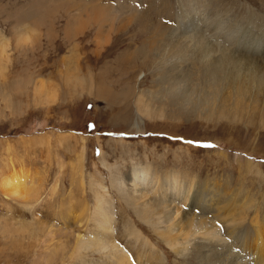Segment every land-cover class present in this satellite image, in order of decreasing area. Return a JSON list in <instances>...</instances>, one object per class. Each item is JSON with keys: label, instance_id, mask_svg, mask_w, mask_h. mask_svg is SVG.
<instances>
[{"label": "rangeland", "instance_id": "obj_1", "mask_svg": "<svg viewBox=\"0 0 264 264\" xmlns=\"http://www.w3.org/2000/svg\"><path fill=\"white\" fill-rule=\"evenodd\" d=\"M105 7L108 42L96 44L90 16ZM201 18L208 33L181 35ZM0 40V264H114L111 246L80 250L100 235L99 204L113 253L144 255L136 264H223L219 246L240 252L246 233L264 247V0H0ZM178 42L217 51L178 55ZM236 42L259 55L222 56ZM214 57L229 76L202 72ZM134 168L159 189L174 179L172 205L153 187L134 195ZM14 171L26 198L1 188ZM203 185L226 208L199 209Z\"/></svg>", "mask_w": 264, "mask_h": 264}, {"label": "bare ground", "instance_id": "obj_2", "mask_svg": "<svg viewBox=\"0 0 264 264\" xmlns=\"http://www.w3.org/2000/svg\"><path fill=\"white\" fill-rule=\"evenodd\" d=\"M154 1H157V0H152V2H154ZM194 1V0H193ZM180 5V4H179ZM167 6V5H166ZM97 7H98V5H97ZM99 8V7H98ZM107 7H105V8H101V9H95L94 11V15H91L90 16V19H92L93 21H94V23H99L100 25H98L99 27H98V32H97V34H96V44H98L99 42H100V40L101 39H104L103 41H105V42H108V38H107V34L105 35V33H104V31L105 30H102L101 31V29L103 28V24L104 23H106V22H108V21H110V20H112V18L110 17V14L109 13H107L106 12V9ZM208 8V7H207ZM206 8V9H207ZM94 9V8H93ZM205 9V10H206ZM161 12V11H160ZM92 13V12H91ZM201 15V14H200ZM87 16V15H86ZM83 17V16H82ZM81 18V17H80ZM88 19H89V17H87ZM88 19H83V20H81L78 24L79 25H77V27L74 29V31L73 32H71V33H80L81 31H83L84 30V25H86L87 24V22H88ZM204 18H201V19H199L198 20V24H193V23H190V24H185V23H183V25H179V27H178V30L181 32V35L183 36V37H188V38H195V36H198V35H201L202 33H208L209 32V25L208 24H206V22L204 23V20H203ZM195 22H197L196 20H195ZM194 22V23H195ZM141 23L144 25L143 27L146 29V30H148V31H154V32H156V31H161V30H159V29H155L156 27H154V26H152V21L150 20V18H149V16L147 15V13H145V14H143L142 15V19H141ZM89 24V23H88ZM159 24V23H158ZM74 27V26H73ZM72 27V28H73ZM221 28V27H220ZM69 29V28H68ZM67 29V30H68ZM177 30V29H176ZM203 30V31H202ZM111 31V30H110ZM199 31H201L202 33H200ZM68 32V31H67ZM215 32V31H214ZM70 33V34H71ZM152 33V32H151ZM170 35H168V36H170L172 39L174 38V36L176 35V34H174L173 33V30L171 31V33H169ZM178 34V33H177ZM206 35H208V34H206ZM225 35H228V34H225ZM179 36V35H178ZM182 37V38H183ZM181 38V37H180ZM191 38V39H192ZM169 39V38H168ZM198 39H200V37H198ZM176 40V39H175ZM175 40H172V41H175ZM227 40V39H226ZM1 41V40H0ZM30 41H32V38L31 37H28V36H26V37H24V40L23 41H21V42H27V43H29ZM153 38L152 39H150V41L148 42H146V44L148 45V47L150 46V48H152L153 47V45H150V44H152L153 42ZM228 41V40H227ZM17 42H19V39L17 40ZM184 42V41H183ZM180 43H181V41H180ZM232 43H233V41H232ZM232 43H230V46H232V47H234V49L233 50H230V49H228V48H226L227 46H224V47H220L221 49L223 48V50L224 49H226V51L224 50V51H221L222 52V56L223 55H227V56H229V55H231L232 56V58L231 59H233V57H235V58H238V57H241V58H247V56H248V59H256L257 57H255V56H258L259 54H258V51L257 50H253L252 51V53L251 52H249V51H247V50H245L244 49V47L242 46V45H237V42H236V44H232ZM0 44H2V42H0ZM175 44V43H174ZM177 44V43H176ZM175 44V45H176ZM183 44V43H182ZM173 45V44H172ZM171 45V46H172ZM175 45H173V46H175ZM4 45L2 44V46L1 47H3ZM152 46V47H151ZM176 48V50H175V53H177L178 55H181V54H189L190 55V53L191 54H195V55H198V56H200V57H203V55H201V53L199 52V50H202V52H206L205 53V55L204 56H206V55H208V56H210L212 53H216V51L215 50H213L212 49V47H210L209 45H201V44H199V42L196 44V45H194L192 48H189L188 46H181V45H179V42H178V47H175ZM209 48H211V49H209ZM149 50V49H148ZM227 52L229 53V54H227ZM242 52V53H241ZM220 52H218V54H219ZM2 54H4V52L2 53ZM217 54V55H218ZM128 55V54H127ZM219 55H221V54H219ZM218 55V56H219ZM191 56H194V55H191ZM216 56V55H215ZM129 57V56H128ZM183 58V57H182ZM211 58V57H210ZM261 58V57H260ZM197 59V58H196ZM223 59V58H222ZM239 59V58H238ZM200 60V59H199ZM199 60L197 59V61L199 62ZM220 60H221V58L220 59H218V58H215L214 57V60H213V62H211V64H212V66H206V67H204L203 69H201L202 70V72L203 73H206V74H208V75H212V77H214V78H218V77H221L224 73H225V71L227 72V71H229V70H226L227 69V63L226 62H223V64H226V65H223L222 66V68L220 67V66H218L217 65V63H219L220 62ZM237 60V59H236ZM224 61H225V59H224ZM229 61L231 62V60L229 59ZM238 61H242L241 59H239ZM251 61V60H250ZM257 61V60H256ZM255 61V62H256ZM204 62L206 63V61L204 60ZM247 62H248V60H247ZM205 63H203V64H205ZM233 63H235L234 61H232V63L231 64H233ZM242 63V62H241ZM245 63H246V61H245ZM202 63H201V65H203ZM210 64V65H211ZM214 64V65H213ZM219 64H221V63H219ZM238 64H240V63H238ZM234 67V66H233ZM236 67H238V66H236ZM232 69V68H231ZM234 69V70H233ZM232 70H233V73H236L235 71H236V69H235V67L233 68ZM238 72V71H237ZM228 73H230V72H227V76H229L228 75ZM232 72H231V75L233 74ZM238 75H239V73H237ZM230 75V77H233V76H231ZM235 76H236V74H235ZM234 76V77H235ZM251 76V75H250ZM237 77V76H236ZM236 77H235V79H236ZM262 77V76H261ZM238 78V77H237ZM245 78V77H244ZM254 77H252L251 78V81H252V79H253ZM232 79V78H231ZM234 79V78H233ZM258 80L259 81V79L258 78H255V80ZM256 80V81H257ZM263 80V79H262ZM231 82V81H230ZM243 82V81H242ZM246 82H247V79H246ZM249 82V81H248ZM238 83V82H237ZM259 83V82H258ZM262 83V82H261ZM253 84V83H252ZM172 85H174L173 83H172ZM239 85H240V82H239ZM170 86V85H169ZM243 87V85L241 84L240 85V87ZM238 87V86H237ZM236 87V88H237ZM244 90H247L246 88H244ZM237 91H239V90H237ZM240 91H242V90H240ZM249 164V163H248ZM143 165V164H142ZM148 168V167H147ZM15 172V173H14ZM13 172V174L11 175V176H16V172L17 171H14ZM151 173V172H150ZM149 175V174H148ZM146 176V173H145V171H144V169L143 168H141V169H132L131 171H130V174H128V180L126 181L127 182V184L128 185H130V188H132L133 189V191H134V195L136 194V195H140V196H142V197H144L145 196V192H144V189H150V188H152L153 187V189L154 188H156V189H159V185L157 184V182H156V180L154 181V178L152 177V175L151 176ZM11 176H9V177H7V178H5V179H2V181H1V188H2V190L5 192V194L6 195H9L10 197H20V195L23 193V195L20 197V198H26L25 196H27L28 194L26 193V192H24V190H25V188H23L25 185L24 184H20L19 183V181H18V176H16V177H14L13 179L11 178ZM156 176V175H155ZM177 176V175H176ZM172 177V176H171ZM180 178H181V176H180ZM179 179V178H178ZM183 180V179H182ZM185 181V180H184ZM191 182V181H190ZM166 183V184H165ZM181 183V182H180ZM120 184V183H119ZM175 184H178V183H176L175 181H174V179H169L168 177H164V182H163V185L162 186H164L165 185V187L164 188H162V189H159V190H162L164 193L162 194L163 195V197H164V199H166V200H168V204L170 205L171 203H173V198H172V192H171V190H170V188L169 187H172V185H175ZM212 187L211 185H203V186H201L200 187V191H202L203 193H202V195L200 196V200H199V202H201V207L199 208V209H202V210H206L207 209V211H209V212H213V211H215L216 213H219V212H221L222 211V209L223 208H226V206H221V205H216V204H213L212 202H214V197H212L211 195H210V193L212 192V190H213V187L212 188H209V187ZM190 187V186H189ZM186 188H187V186H186ZM180 189V188H179ZM176 190V189H175ZM178 190V189H177ZM183 190V189H182ZM181 190V191H182ZM187 190H188V188H187ZM190 190V189H189ZM180 191V192H181ZM186 191V190H185ZM188 192V191H187ZM206 192V193H205ZM177 193V192H176ZM161 195V194H160ZM183 195V194H182ZM246 196H248L247 194H245ZM178 197V196H177ZM175 199V198H174ZM248 199V198H247ZM246 199V200H247ZM243 200L244 201H246L245 200V198H243ZM98 202L100 203L101 201H99L98 200ZM161 203V202H160ZM241 204V203H240ZM243 204V203H242ZM163 205V204H162ZM172 205V204H171ZM245 205H246V203H245ZM248 205V204H247ZM239 207V206H238ZM243 207V206H242ZM245 207V206H244ZM225 210V209H224ZM97 213H95V215H94V221H95V223H96V229H97V232L101 235H98L97 233L93 236L94 238H93V240L91 241V243H81V245H80V250L81 251H86V250H89L90 248L92 249V248H98V249H107V248H110V246H111V253H106V254H108V255H112V258H110V259H113L114 258V264H136V260H141L142 258H144V255H142V254H139L138 256H136V260L134 259V257H132V258H130V257H128V256H130V255H128L127 256V252H125V251H123V250H120L121 252L120 253H113V251L115 250V249H117L118 250V246H116L115 245V243H113V239L111 240H107V239H109V238H107V236H106V234L105 233H103V228L104 227H106V226H108L107 225V215L110 213H106V210H103V208H102V206L99 204V206H98V211H96ZM145 214H147V213H145ZM149 214H150V212H149ZM111 215H113V214H111ZM148 216V215H147ZM148 217H150V215L148 216ZM110 218V217H109ZM200 222V221H199ZM201 223V222H200ZM252 223H255V222H253V221H251L249 224H250V226H247L246 228H245V230L246 229H253L254 228V226L252 225ZM248 224V225H249ZM207 225V224H206ZM229 225H230V223H229ZM261 225V224H260ZM192 226V225H191ZM255 226H258V225H255ZM249 227H251V228H249ZM202 229V227H201V225H195L194 226V228L192 229V231H194V232H200V230ZM232 229V228H231ZM44 230V229H43ZM191 230V229H190ZM248 231V230H247ZM194 232H193V234H194ZM203 232H205V231H203ZM202 232V233H203ZM213 233H215L214 231H213ZM52 234V233H51ZM169 234V233H168ZM193 234H189L188 236H189V239H186L185 238V236H184V238H183V240H184V243L183 244H187V243H194V242H188V241H191L192 240V238L191 237H193ZM199 234V233H198ZM204 234V233H203ZM211 234H212V232H211ZM256 234H257V236H258V239L257 238H255V239H257V240H259V243L257 244V246H254L252 243H251V240H250V238L247 236V233L246 234H244L243 235V237H240V240L238 241V242H241V245L243 246V248L241 249V251L240 252H233V251H226L224 248H223V246H222V244H221V246H219V247H221V250H219V249H217V250H219V253H218V258L222 261V263L223 264H264V247H262V243H261V236H260V234L259 233H257L256 232ZM171 235V234H170ZM187 235V234H186ZM197 235V234H196ZM205 235V234H204ZM206 235H208L207 233H206ZM214 235V234H213ZM209 236V235H208ZM195 237V236H194ZM210 237V236H209ZM103 239H104V241H103ZM105 239L109 242H107V241H105ZM195 239H196V237H195ZM221 239V238H220ZM216 240V239H215ZM226 240V239H225ZM194 241V240H193ZM197 241V240H196ZM199 241V240H198ZM210 241V240H209ZM221 241V240H220ZM174 242V241H173ZM183 242V241H182ZM181 242V243H182ZM255 242H257V241H255ZM180 243V244H181ZM210 243V242H209ZM214 243V242H213ZM218 243V242H217ZM102 244H103V246H102ZM169 244V243H168ZM179 244V243H178ZM239 244V243H238ZM262 244V245H261ZM170 245V248H175V243H174V245H172V244H169ZM182 245V244H181ZM108 246V247H107ZM176 246H177V242H176ZM217 246V245H216ZM236 246V245H235ZM179 247V246H178ZM182 247H187L186 245L185 246H182ZM213 247V246H212ZM241 247V246H240ZM180 249H181V247H179ZM178 248V249H179ZM218 248V247H217ZM230 248V247H229ZM238 248V247H237ZM179 249V250H180ZM209 249V248H208ZM216 249V248H215ZM176 250H177V247H176ZM230 250H231V248H230ZM186 251V250H185ZM215 251V250H214ZM213 251V252H214ZM98 252V251H97ZM109 252H110V250H109ZM182 254V253H181ZM103 255V254H102ZM151 255V254H150ZM148 255V254H146V259L147 260H151L154 256V254L153 255ZM201 255V254H200ZM248 255V256H247ZM153 256V257H152ZM156 256V255H155ZM213 256V255H212ZM201 257V256H200ZM204 258V257H203ZM212 258V257H211ZM157 259H159L158 257H157ZM156 259V260H157ZM202 259V258H201ZM213 259V258H212ZM104 261V260H103ZM107 261H109V260H107ZM107 261H105V262H107ZM113 261V260H112ZM133 261H134V263H133ZM204 261V260H203ZM207 261H209V260H207ZM104 262V263H105ZM140 262V261H139ZM148 261H146V263H147ZM158 262V261H157ZM218 262V261H217ZM109 263V262H108ZM112 263V262H111ZM208 264H210V262H207ZM213 263V262H212ZM102 264V263H101ZM149 264V263H148Z\"/></svg>", "mask_w": 264, "mask_h": 264}, {"label": "crops", "instance_id": "obj_3", "mask_svg": "<svg viewBox=\"0 0 264 264\" xmlns=\"http://www.w3.org/2000/svg\"><path fill=\"white\" fill-rule=\"evenodd\" d=\"M104 2H105V1H104ZM104 2H103V3H104ZM112 4L114 5V3H112Z\"/></svg>", "mask_w": 264, "mask_h": 264}]
</instances>
